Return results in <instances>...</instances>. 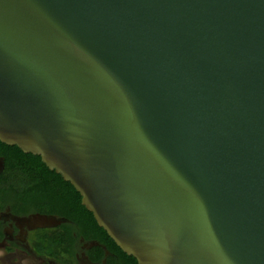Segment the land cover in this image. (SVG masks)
I'll return each instance as SVG.
<instances>
[{"label": "water", "instance_id": "obj_1", "mask_svg": "<svg viewBox=\"0 0 264 264\" xmlns=\"http://www.w3.org/2000/svg\"><path fill=\"white\" fill-rule=\"evenodd\" d=\"M0 141L138 264H264V0H0Z\"/></svg>", "mask_w": 264, "mask_h": 264}, {"label": "trees", "instance_id": "obj_2", "mask_svg": "<svg viewBox=\"0 0 264 264\" xmlns=\"http://www.w3.org/2000/svg\"><path fill=\"white\" fill-rule=\"evenodd\" d=\"M0 157L5 167L0 175V210L10 207L18 215L35 211L44 215L60 213L69 221L76 222L88 235L99 238L102 243L118 254L124 264L138 261L124 253L95 221L93 213L82 204V196L70 182L55 171H51L40 156L24 153L17 146L0 141ZM42 239L49 247L38 250L51 256V229H43ZM100 252H102L99 249ZM103 255V252H102ZM108 264H122L109 261Z\"/></svg>", "mask_w": 264, "mask_h": 264}, {"label": "flooded vegetation", "instance_id": "obj_3", "mask_svg": "<svg viewBox=\"0 0 264 264\" xmlns=\"http://www.w3.org/2000/svg\"><path fill=\"white\" fill-rule=\"evenodd\" d=\"M35 214L40 213L29 211L25 215H18L10 207L0 210V251L9 255L26 256L37 264H108L111 260L124 264L119 255L99 238L88 235L80 225L69 221L60 213H52L51 216L65 219L67 222L50 228L51 256L39 253L38 250L49 247V243L41 237L43 229L30 230L27 224L21 226L20 222L19 224L12 219V216L29 217Z\"/></svg>", "mask_w": 264, "mask_h": 264}, {"label": "rangeland", "instance_id": "obj_4", "mask_svg": "<svg viewBox=\"0 0 264 264\" xmlns=\"http://www.w3.org/2000/svg\"><path fill=\"white\" fill-rule=\"evenodd\" d=\"M0 264H37L36 261L28 257L18 255H9L4 251H0Z\"/></svg>", "mask_w": 264, "mask_h": 264}, {"label": "bare ground", "instance_id": "obj_5", "mask_svg": "<svg viewBox=\"0 0 264 264\" xmlns=\"http://www.w3.org/2000/svg\"><path fill=\"white\" fill-rule=\"evenodd\" d=\"M19 223V222H18ZM22 224H28V225H30V222H28V221H21V225Z\"/></svg>", "mask_w": 264, "mask_h": 264}]
</instances>
